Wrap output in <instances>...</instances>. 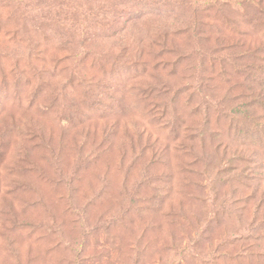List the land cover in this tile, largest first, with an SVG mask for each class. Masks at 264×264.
<instances>
[{
  "label": "rangeland",
  "instance_id": "374dc122",
  "mask_svg": "<svg viewBox=\"0 0 264 264\" xmlns=\"http://www.w3.org/2000/svg\"><path fill=\"white\" fill-rule=\"evenodd\" d=\"M0 264H264V0H0Z\"/></svg>",
  "mask_w": 264,
  "mask_h": 264
}]
</instances>
